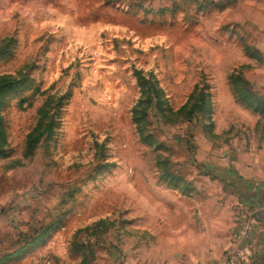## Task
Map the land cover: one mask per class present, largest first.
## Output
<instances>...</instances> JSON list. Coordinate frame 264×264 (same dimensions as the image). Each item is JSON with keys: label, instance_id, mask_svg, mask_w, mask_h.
<instances>
[{"label": "rangeland", "instance_id": "1", "mask_svg": "<svg viewBox=\"0 0 264 264\" xmlns=\"http://www.w3.org/2000/svg\"><path fill=\"white\" fill-rule=\"evenodd\" d=\"M243 77L264 0H0V264H212L194 197Z\"/></svg>", "mask_w": 264, "mask_h": 264}, {"label": "crops", "instance_id": "2", "mask_svg": "<svg viewBox=\"0 0 264 264\" xmlns=\"http://www.w3.org/2000/svg\"><path fill=\"white\" fill-rule=\"evenodd\" d=\"M251 56L260 54L255 49ZM243 79L260 105L252 111H241L232 126L225 125L226 118L217 116L216 136L230 135L231 139H224L216 146V155L206 159V166L217 173L202 177L206 186L194 197L200 200L197 217L202 226L199 242L192 247L201 251V256L212 257V264L231 246L247 217L252 224L244 243L246 252L252 264H264V95L254 92L250 81Z\"/></svg>", "mask_w": 264, "mask_h": 264}, {"label": "built area", "instance_id": "3", "mask_svg": "<svg viewBox=\"0 0 264 264\" xmlns=\"http://www.w3.org/2000/svg\"><path fill=\"white\" fill-rule=\"evenodd\" d=\"M262 211L264 215V204ZM251 224V218L247 217L244 219L237 233V237L214 264H252L244 246L250 234Z\"/></svg>", "mask_w": 264, "mask_h": 264}, {"label": "trees", "instance_id": "4", "mask_svg": "<svg viewBox=\"0 0 264 264\" xmlns=\"http://www.w3.org/2000/svg\"><path fill=\"white\" fill-rule=\"evenodd\" d=\"M241 82H243L242 83L243 88L247 89V92H248L247 97H242V100L244 103L246 102L247 104H255V108H254L255 110L260 105V100L255 98V95L251 92L248 83L242 78H240L239 80H237V82H235V88L239 87V89H241V86H240Z\"/></svg>", "mask_w": 264, "mask_h": 264}]
</instances>
